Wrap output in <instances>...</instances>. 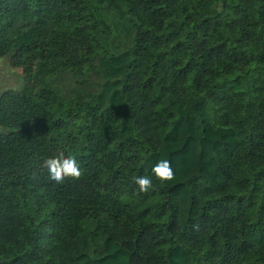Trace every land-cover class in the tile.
Segmentation results:
<instances>
[{"label":"trees","instance_id":"trees-1","mask_svg":"<svg viewBox=\"0 0 264 264\" xmlns=\"http://www.w3.org/2000/svg\"><path fill=\"white\" fill-rule=\"evenodd\" d=\"M6 56L0 264H264V0H0Z\"/></svg>","mask_w":264,"mask_h":264},{"label":"clouds","instance_id":"clouds-1","mask_svg":"<svg viewBox=\"0 0 264 264\" xmlns=\"http://www.w3.org/2000/svg\"><path fill=\"white\" fill-rule=\"evenodd\" d=\"M41 169L46 170L47 178L55 184H63L65 180H78L82 176V171L77 161L71 157H65L64 153L50 156L43 160ZM155 178L161 182L171 181L175 178L174 171L168 160H160L151 169ZM134 183L138 187L139 193H147L152 187V179L147 176H137Z\"/></svg>","mask_w":264,"mask_h":264},{"label":"rangeland","instance_id":"rangeland-1","mask_svg":"<svg viewBox=\"0 0 264 264\" xmlns=\"http://www.w3.org/2000/svg\"><path fill=\"white\" fill-rule=\"evenodd\" d=\"M22 78V69L14 68L9 56L0 58V93L10 88L20 89L23 82ZM8 130L0 127V134L6 133Z\"/></svg>","mask_w":264,"mask_h":264}]
</instances>
